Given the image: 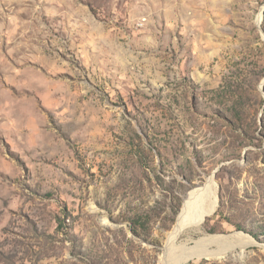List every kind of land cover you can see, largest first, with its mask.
I'll return each mask as SVG.
<instances>
[{"label":"rangeland","instance_id":"374dc122","mask_svg":"<svg viewBox=\"0 0 264 264\" xmlns=\"http://www.w3.org/2000/svg\"><path fill=\"white\" fill-rule=\"evenodd\" d=\"M210 236L186 264H264V0H0V264H171Z\"/></svg>","mask_w":264,"mask_h":264},{"label":"bare ground","instance_id":"6f19581e","mask_svg":"<svg viewBox=\"0 0 264 264\" xmlns=\"http://www.w3.org/2000/svg\"><path fill=\"white\" fill-rule=\"evenodd\" d=\"M217 208L218 197L215 189V181L211 177L206 188L197 191L184 205L178 223L174 231L169 235V245L172 246L177 238L184 234L202 235L203 221L205 218L213 215L217 211ZM240 236H243V234H240ZM222 242L223 240L217 239L215 236L199 238L195 241L193 248L187 249L186 247L178 250V253H175L176 256L172 257L171 264H186L191 259L201 257L202 254L196 252V249Z\"/></svg>","mask_w":264,"mask_h":264}]
</instances>
